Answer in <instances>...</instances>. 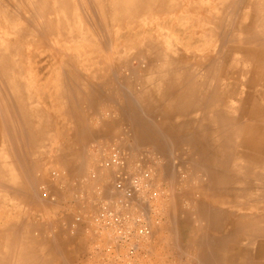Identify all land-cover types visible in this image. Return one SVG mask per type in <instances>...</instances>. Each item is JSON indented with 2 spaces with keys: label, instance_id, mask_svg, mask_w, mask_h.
Returning <instances> with one entry per match:
<instances>
[{
  "label": "rangeland",
  "instance_id": "rangeland-1",
  "mask_svg": "<svg viewBox=\"0 0 264 264\" xmlns=\"http://www.w3.org/2000/svg\"><path fill=\"white\" fill-rule=\"evenodd\" d=\"M2 1L3 0H0V3ZM7 1L8 2L5 3L6 6L7 4L10 6L8 5L6 9L13 16L12 23L9 25L6 22V19L3 16H0V40L1 42L4 41V43L5 41H9V43H11L10 51L9 49L7 50L9 51V59L15 60L18 58H23L25 68L27 67L26 69H28L33 75H37L35 66L39 65L45 67L47 64H50V68H43L44 70L41 71V75L46 77V79L49 77L50 81H53V79L54 81H57V77H50L51 73H49L52 71L53 73L57 71L59 72L57 59H55L56 57L54 58V54L57 52L52 54V51H63L64 43L67 42L60 41L58 39L60 36L57 34L51 35L48 33L41 22L38 23V21H36L35 24L34 22L32 23L31 19L29 18L31 17L29 15V9H27L26 6L27 3H24L26 7L24 10L21 8L23 7L22 5L19 6L20 2L17 0ZM215 1H217V3L225 2V0ZM242 2L243 0H234L233 5L238 3L240 4L238 6L242 7L243 9L244 7ZM200 3L208 8V10H211V12L218 11V8L214 6V2L212 0H206ZM191 6L192 1L186 2L184 8V13H186V15L189 13L191 14ZM241 10L233 9V13H231L233 19L232 23H234L235 16H238V14L241 15ZM20 13L24 19H17L18 14ZM112 14L115 15L114 12ZM214 14L217 15V13ZM63 16L65 15L63 14ZM26 18H28L29 21ZM110 19L111 18L102 20L101 24L96 21L97 28L100 27L102 32L96 35L97 42L96 44H92L91 49L101 46V42H103L105 46L110 45V48L106 47V54L111 51L112 44L119 33L116 34L115 32L117 31L116 26L118 25L116 24L118 22L114 21L115 17H112L114 20L111 19L112 22L114 21L115 23H112ZM127 22L134 23L132 18L128 19V21H120V23L123 24H127ZM66 23L68 24V20ZM19 25L20 27L25 26L28 31L33 29V32L38 34V36L34 39H32V37H29L28 39L25 38L22 43V45L25 43L24 51H33V56L31 58H28L27 54H25L26 56L22 57L21 51L19 50L18 42L22 39H19L18 35L14 31V29H16V27ZM75 25L76 26L74 28H78V23ZM208 26V24H201L200 28L203 30L204 27L206 28ZM78 30L79 29H77V31ZM103 33H107L110 37H112L110 38L112 40H105L104 36L106 37L108 35H104ZM120 34L122 35L123 33ZM126 35L128 37H119L116 39L117 41L119 40L116 48L118 50L116 51H124L129 53V51L131 52L134 49L139 48H142V51H144L145 45L143 44V41H141V45L138 44L136 46H132V39L130 37H133L134 33H126L122 36ZM168 37L166 38V40L169 41L167 44H172L170 39L171 36L169 35ZM69 44L71 46L73 45L71 42ZM90 45H79L73 47L72 49L68 47L69 49L67 48V52L70 53L78 51L79 54L83 53L81 59L84 62L81 61L78 64H75L80 74L85 75V77L88 79H93V82L90 80L88 81L95 85H101L102 82L104 83V87H96L93 85L91 87L82 88L83 91L93 92L96 94L97 92L102 93V97L94 100L96 95H94L92 98L93 94H90V96H87L86 100L81 102L83 106L84 101L86 102V109L91 108V103L93 101L98 103L95 106V111H90L91 109H87V115L89 114L90 116L96 117L89 120L91 127H101L106 120H114L117 118V116H120V112H123L125 115H127V103L125 102L126 95L124 92H126L128 89L117 87L114 88L112 85L114 82L126 80V74L129 75L132 73L128 70L123 71L126 70L123 68V70H113L110 72L100 71L99 73V71H97V73L96 71H93L92 66L96 65L97 63L99 64L101 62L100 59L106 60L103 61L105 63H111L113 60L111 57L101 55L102 51H100L99 56L96 55L97 59L92 58V54L95 55V51L92 52L90 50ZM171 47H173V49L175 48L173 45ZM39 53L41 56L38 55ZM125 58L129 59L131 57L129 56V58ZM85 63H87V66H83ZM88 63L92 64V66L89 67ZM134 65L135 64H132V66ZM144 73L145 72L143 70L142 72H138L137 75H134V79L140 81L139 79H143ZM64 74L66 73H62L60 77ZM62 79L63 77H61V80ZM207 79L212 80L213 78L208 77ZM213 81L214 80L211 82ZM219 88L220 87L217 88V91H221ZM57 89L59 88H56V90L55 88L42 90L50 92L53 90L58 91ZM155 90H159V88ZM138 91H143V88H137V92ZM230 95H232V93H230ZM165 96H167V94ZM214 97L218 100H221L222 98V100L225 99L224 96L220 97L219 94H216ZM158 100H160V96ZM60 102L61 104H57V99H55V103L52 102V104H49L52 108V111H55V114L59 119V124H62L68 121L64 119L63 114L66 105L64 104L63 100H60ZM158 102L162 101L160 100ZM168 102L169 99L168 101L163 102L165 103L163 105L166 106ZM41 103H44L43 107L47 108V99H41ZM229 105L230 113L239 117L241 115L240 109H243V106L246 107L245 105L242 106L241 104L237 105L233 103H229ZM72 106H74V104H72ZM77 106H80V103H78ZM257 108L259 112H261L259 107ZM164 110L169 111L170 113L173 111L167 108L163 109L162 111ZM249 110L250 109H246L245 112ZM237 112L239 115H237ZM40 117V127L37 128H41L40 130H42L40 135L41 144H39V146L41 145V158L38 161L39 167L35 172V178H37L36 182L38 186L41 185V189H43V187L44 191L46 189V194L57 190L59 193L58 199L62 198L56 210H53V207L49 206L47 199L42 196H40L38 201H36L39 208L34 206L36 207V211L33 212L32 215L35 219L34 226L35 229L39 228V235L41 236L39 241H36L37 243L34 244L35 247L36 244L40 246V253L45 256L42 259H47L49 262L51 261L52 263L50 264H193L197 238L199 237V234L205 231L206 234L211 235V230L207 231V215H210L209 211L214 207L212 202V187L210 184V177L208 176V171L206 169L210 163L202 156L199 158L197 154L194 153L191 145V139L193 137L190 136L189 138V136H182L173 138L153 136L151 137V140H149L147 137L140 134L132 135V131L127 126V122L121 121L120 123L118 122L120 125L118 127L119 130L117 133L115 132L111 135L104 136L102 139H100L101 137H97L93 140L91 139L92 141H88L86 149L83 152H77L71 156V158L76 161L74 166L67 167L65 165L68 164L69 158L64 157L63 153H60V155H55L54 146L57 145L56 140L58 137H56L55 141H51V137L46 131H44L48 123V120L44 119V112H42ZM12 118L14 119V117H11L13 125L14 121ZM160 119L161 117H159L157 123H155V126L153 127L164 126V120ZM242 119L243 122H247L248 119L246 114ZM247 123L252 126V122H250V120ZM258 123L261 124V128H264V125H262L264 123L263 119ZM62 130L63 126L57 127L58 136H62ZM15 131L13 130V134H15ZM261 133L264 134V132ZM249 134L250 132L247 134L248 137ZM97 140L101 141H99V143H94ZM175 141L178 142V144H175ZM114 145L127 153L125 166L117 167L115 165H111L109 167H102L101 162L107 156L109 149ZM261 150L264 154V146L261 147ZM200 154H202V152ZM7 166L9 168V176L14 177L13 174H19L21 171L17 166L15 167L16 169L12 168V164ZM26 170L27 168H24V171ZM120 170L124 172H132L141 179L138 189L135 190L133 197L130 199L123 198L121 193L114 189V182ZM53 172L56 173V175H54ZM145 173H147V176L144 175ZM25 180L22 178V182ZM27 180L30 182V179ZM263 181L260 184V187L264 192ZM19 183L20 187H18V189H21L22 183ZM28 185L30 186V183ZM244 186L243 187L245 190L251 188V185L246 184ZM1 190H3L2 186H0V191ZM263 197L262 203L264 204ZM55 200L56 197H53L50 201L52 202ZM200 203L202 204V208L206 206L203 212H199L197 209V206H200ZM103 205L117 211L121 216H125L126 214L130 213L131 220L128 222L124 221L123 224H128L132 228H135L139 223H145L149 226V234L142 236L132 233L130 236L118 237L117 232L113 231V226L117 225V227H119L121 222L118 224L111 223L106 226L107 224L104 221L96 220L101 206ZM31 212L32 211H30V214ZM261 213L264 214V211ZM7 218H11V220L14 219L13 216H9ZM3 219H6V217H3ZM260 220L261 225L264 227V216H262ZM54 222H56L57 225L61 227V231L58 233L54 232L53 227H51ZM67 222L70 224V228H66ZM160 222L161 224H159ZM30 230L24 231L23 233L30 232L31 234ZM263 233L260 238L263 240L264 244ZM34 234H37V231L34 232ZM54 235L57 236L56 243L54 242ZM20 237L21 236L18 235L17 239L15 240V245L17 247L20 248L23 244H25V246L32 244L31 242L25 241ZM55 244L57 246L56 248L54 247ZM254 247V245L249 247L247 252L249 257L254 256ZM52 254L55 257L56 263H53ZM207 261L211 262L209 259ZM261 262L264 264V259H262Z\"/></svg>",
  "mask_w": 264,
  "mask_h": 264
},
{
  "label": "bare ground",
  "instance_id": "bare-ground-1",
  "mask_svg": "<svg viewBox=\"0 0 264 264\" xmlns=\"http://www.w3.org/2000/svg\"><path fill=\"white\" fill-rule=\"evenodd\" d=\"M17 1L20 2L19 6L22 5L23 7L21 8L23 9L26 8L24 3H27L26 6H27V9H29V15L31 16L29 18L31 19L32 23L34 22L35 24L36 21H38V23L41 22V24L44 26V28L46 29L48 33H50L51 35L57 34L60 36V38H58L60 41L67 42V43H64L63 51H52V54L54 52H57L54 54V58L56 57L55 59H57V63H58L57 66L59 67V72L57 70H56L57 72H54V73L53 71L49 72L51 73L50 77L52 76L57 77V82H59L61 85L63 84L66 85L67 81L74 82V83H85V84L90 83V81L93 82V79H88L85 77V75L80 74V72L78 71V68L75 65L76 63L78 64L79 62L83 61L81 59L83 53H80L81 56L78 53V51L69 53L67 52V48L70 47V49H72L73 47L79 46V45L81 46L85 44L90 45L91 43L96 44L97 34L93 36V33H92L95 30V27L97 28L96 21H98V23L101 24L102 20L104 19L107 20L108 18L112 19V17L114 16L115 20L114 19L112 20H114L115 22H118L116 23L118 24L116 26V29L117 30L121 28L123 29L124 24L120 23V21H128V19L131 18L130 15L137 17V15H139L140 12H143V10H145V6L150 7L154 5V3H152L150 0H93V5L96 7L94 8L95 11L97 12L96 13L97 15H96L94 13H91L92 11H90L91 7L89 3L92 4L91 2L92 0H17ZM159 1L160 0H156L155 5L156 3H159ZM212 1L214 2V6L218 8L217 9L218 12L220 9L223 10L224 7H226L225 6L227 2L226 0L223 3H217V1L215 0H212ZM6 2L8 1L3 0L0 3V16H3L6 19V22L10 25L12 23L13 16L6 9V7H8L9 5L7 4L6 6L5 4ZM200 2H202V0L200 1L198 0V3ZM155 5L152 7V11H154ZM242 5L244 8L247 7V12L250 11L248 14H249V18L251 19V22L250 23L240 22L237 25L238 28L242 26L241 28L247 29V32H235L236 30H234L232 32V38L233 36H236V35L240 37L241 35L242 36L247 35V38H239L237 39V41H239L241 44L242 43L255 44L258 42L264 45V0H243ZM210 11L208 10V8H206L204 5L200 3L199 8L198 10L195 11V13H196V16H199L201 20H204L207 22L208 21L214 22L215 20H218L217 19L218 15H215L213 12L211 13ZM113 12L115 13V15L112 14ZM63 14L65 16H63ZM17 19L19 20L24 19L21 13L18 14ZM26 19L28 20V18ZM111 19L110 21L112 22ZM67 20H68V24L66 23ZM114 21L112 23H115ZM76 23H78L79 25L78 28L77 27L74 28L76 26L75 25ZM210 27L211 26H208L206 28L204 27L203 30H200L199 32L200 35H202L203 37H208L209 39V34L210 35L211 33L213 34V32L210 31L211 30ZM77 29L79 30L77 31ZM14 31L18 35V38L22 39L21 41L18 42V47H19V50L21 51L22 57L26 56L25 54H27V57L31 58L33 56V51H27V52L24 51L25 43L23 45L22 43L25 38L28 39L29 37H32V39H34L38 36V34L36 32H33V29H31V31H28V29L25 26L20 27V25L16 27ZM117 33L118 32H116V34ZM67 39H70V40H67ZM116 39L114 40L112 47H111V51L108 54H106V51H107L106 47L110 48V45L105 46L103 42H101V46L98 47L99 51H96L97 48L90 49L92 52L95 51V55L92 54V58L97 59L96 55L99 56L100 51H102L101 55L111 57L113 60L111 63H105L103 61H106V60L100 59L101 62L99 61L100 63L99 64L97 63V64L100 66V68H102L103 71L101 72H107V71L110 72L112 71V69L114 70L126 69L123 71L128 70V71H131L132 73L129 75L126 74L125 78L126 80H128L131 78H135L134 75H137L138 72H142L140 70L141 65L145 64L149 68L156 67L158 68L159 71L157 72L153 71L152 73H149L150 75L148 73H144L143 79H139V80L141 82H147V80H153L158 83L157 85L162 83L166 86H171V85L180 86L179 89H174L175 92L168 94L169 102L166 104V106L163 107V109L167 108L173 111L177 110L176 112H178V114L184 115L187 113V111H183L182 108L186 106V107H189V110L191 111V107L193 103L190 100L192 98H195L194 100L196 101V104L193 106L196 109L195 115L197 116L198 114L200 116V119H196V120L200 121L201 128L204 126V122L209 123V121L215 123L216 127H222L223 125L224 127H226V131L222 130L226 132L224 133V135L220 134V136L219 135L208 136L204 134L205 136L198 137V140H197V137L194 138V140L193 138L191 139V145H193V143L196 144V142L199 145H201L200 148H201L203 155H200V156L205 158L210 163L206 169L208 171L207 172L208 176L210 177V184L212 187V202L214 206L213 208H211L212 210L210 211L208 210L210 212L209 213L210 215H207V220H208L207 227L211 228V232H210L211 236L209 234H206L205 231H203L202 233L200 232L201 234H199V237L197 238L198 242L196 244L197 246L195 250V258H194L193 264H262L261 260L264 259V254H263L264 244H263V240L260 237L262 236L264 227L261 225L260 219L262 218V216H264V214L261 213L264 211V204L262 203V197L264 196V192L262 188L260 187V184L262 183L264 179V154L261 150V147L264 146V140H263L264 134L261 133V132H264V128H261L262 127L261 124L252 123V126H250L247 123L249 120L251 122L254 119H260L259 121L255 120L256 122L262 121L261 117H259L260 112L258 108L254 107L246 112L245 111L243 112L242 109H240V114L243 113L242 117L246 114L247 119H248L247 122H243L242 118L230 113V108H229L230 105L229 103H225L224 100H222L223 98L221 100L214 99V95H213L214 90L215 89L217 90L218 87H209L207 85V83H210L207 78L209 77L211 73L213 61L216 58L215 55H213L214 53L212 52L213 50L204 51L200 54L199 53L195 54L193 53V51H185V52L184 51H169L171 50V48L173 49V47H171L173 43L167 44L169 41L166 40L165 48H167V51H163L160 42L154 44V40L152 41V43L146 42L147 40L145 41L142 40L143 44L145 45L144 51H142L143 50L142 48L141 49L139 48V49H134L131 52L129 51V53H126L124 51L122 52L116 51L118 50L116 48H117V43L119 41V40L117 41ZM233 41H236V39H233ZM70 42L73 43L72 46L69 44ZM0 44H1L0 45V147H4L5 138L12 139L16 135V133L13 134L12 128L14 127L17 128V125H19L20 127L21 122H18V121L24 119L25 123L27 122L28 124H31V125L32 123L35 124V126L37 125L33 117L37 114L41 116L43 111H41V109L35 106V103L29 102L28 96L26 95H30L29 90L31 91L32 86L43 87V85H45L43 83L49 80V77L48 79H46V77L41 75L42 74L41 71L44 70L45 68L47 69L48 67L50 68V64H47L45 67L44 66L42 67L39 65L35 66L36 72H37V75L35 74L36 75L35 76L28 69H26L27 67L25 68V64L23 63V58L22 59L18 58L15 60L9 59V51L11 49V43H9V41H5L4 43V41L1 42L0 40ZM249 47L245 48L247 49L246 52L250 50ZM253 47H256V46H253ZM242 48L244 49V46L240 47L241 50H243ZM8 49L9 51H7ZM220 49L222 50V47ZM215 50L217 49H214V51ZM250 51L254 52L255 50L251 49ZM256 51H260V50H256ZM38 55L41 56L40 53ZM129 56L131 58H129ZM125 57H128L129 59H126ZM191 58H194V59H191ZM88 64H89V67L92 66V64L90 63ZM132 64H135V65L132 66ZM83 66H87V63H85V65ZM95 66L96 65H94V67ZM199 68H202V71H200L201 69L199 70ZM263 68H264V65H263ZM62 73H66V74L61 76L63 77V79L61 80L60 75ZM62 89L63 88H59L57 90L60 91ZM211 90H213V94L209 95L208 93ZM58 91H56L58 94L56 96L57 104H61L60 100H63L64 104L66 105V108L68 109L71 106V104L69 103L70 101L68 100L69 98L65 94L59 93ZM163 94L165 93H162V95ZM153 96L159 97V94L158 93L155 95L153 94ZM208 96H210L211 99L209 101V104H205V103H208V101H206L207 100L206 97ZM261 98H264V96H262ZM145 99L146 98H144V100ZM160 100H158V98L156 99L157 102ZM11 102H15V103L12 105ZM144 104L146 105V102ZM208 105H209V109H208ZM203 107L205 108V110L203 109ZM11 111L14 112V119H13L14 123L17 122L14 125V127L12 125V120H11V113L13 114V112ZM197 111H200V112H197ZM63 113H66V112L64 111ZM169 113L170 112L166 110L162 111V114L165 116ZM16 114L17 116H15ZM237 115H239V113ZM67 119H68V116H67ZM153 121H155V119ZM263 122H264V118H263ZM6 125L8 126L6 127ZM262 125H264V123ZM197 126L199 127V125ZM25 127L30 128L31 126H25ZM32 127L30 128L31 130H29L28 132L34 131V127L33 128ZM172 127H174V125H172ZM172 127L170 126V130ZM177 127H179V129L182 127L186 128L187 125H182L181 123V126H177ZM183 130L180 129L181 132ZM217 130L218 128H215L216 132H218ZM41 131L42 130H40V135H41ZM222 131L221 133H223ZM248 132H250L249 137L247 136ZM9 164H12V163H9L6 161L2 162L0 160V186H2V189H3L4 187H6V184L7 186L8 184H10L9 182H14L13 183L14 186L16 187V189H18L20 185L19 186L16 185V184H19V182L15 183L16 179H13L15 178V176L13 177V176L8 175L9 168L7 165ZM16 166L17 164H15V166L13 167L15 168ZM246 184L251 185L250 189L248 190L246 189L247 191L244 188V187H247V186H244ZM12 199H13V196H12ZM0 200H1V194H0ZM16 203L17 202H15L14 204ZM201 206H202L201 203H200V206H197V209L199 212H203L204 208L206 207L205 206L204 208H202ZM14 222L15 221L1 223L0 221V264H50L52 263L51 261L49 262V260L47 259H42L45 256H43L40 253L41 250L39 248L40 247L39 245L36 244V247H35L34 243H37L36 242L37 240L35 236L33 237V235L30 234V232L23 233L22 239L25 241L31 242L32 243L31 245L25 246V244H23L20 248L15 245V242H16L15 240L17 239L18 235L15 232L16 228L14 227V224L16 223ZM159 224H161V222ZM253 245L255 246L254 252H253L254 256L249 257L247 252H248L249 247ZM52 257H53L52 259L53 263H56L55 262L56 260L53 254H52ZM208 259L211 260V262H208L207 261Z\"/></svg>",
  "mask_w": 264,
  "mask_h": 264
},
{
  "label": "crops",
  "instance_id": "crops-1",
  "mask_svg": "<svg viewBox=\"0 0 264 264\" xmlns=\"http://www.w3.org/2000/svg\"><path fill=\"white\" fill-rule=\"evenodd\" d=\"M150 1L154 3L155 5L156 0H150ZM189 1H192L191 7H192L193 12L191 11L192 12L191 14L185 15L184 13L185 4L186 2H189ZM204 1L206 0H202V2ZM226 1H227L225 5L226 7H224L223 10L220 9L221 11L219 10V12L218 11L213 12V13H217L218 20H215L214 22L213 21L207 22V21L201 20L199 16H196L195 11L198 10L199 4H200L198 3V0H160L159 3H156L154 11H152V7L154 5L150 7L145 6L144 12H140V14L137 15V17L130 15L134 23L127 22V24H124L123 29L121 28L115 31L119 33L117 36V39L119 37H128L127 35L122 36L126 33H134V36L130 37L132 39V44H133L132 46H136L140 44L142 40L143 41L147 40L146 42H151V43L154 40V44L160 42L163 51H167V48H165L166 38L170 35L171 42L173 43L172 45L175 46V48L172 49L171 51H184V52L193 51V53L195 54L197 53L200 54L203 51L213 50L214 52L213 55H215L216 58L213 61L211 74L209 75V78L210 77L213 78L212 80L214 81L211 82L212 81L211 79L208 80L210 83H207V85L209 87H220L219 89H221V91L214 90V96H216V94H219L221 97L224 96L225 103L241 104L242 106L245 105L246 107L243 106V109H242L243 112L246 109L259 107V109L261 110L259 117L263 119L264 118L263 117L264 98H261V97L264 96V68H263L264 45L258 42L255 44H250V43L241 44L239 41H237V39L239 38H247V35H243V36L241 35V37L236 35V36H233L232 38V32L234 30H236L235 32H247V29H242L241 28L242 26L238 28L237 25L240 22L242 23L251 22V19L249 18V14H248L250 11L247 12V7L242 9V7H239L238 4L233 5L234 3L233 0H226ZM91 2L92 4L90 3V7H91L90 11H92L91 13L96 14L97 12H95V9H94L96 7L93 5V0ZM233 9L235 10L242 9L241 15L238 14V16H235L234 23H232L233 19H232V14H231L233 13ZM188 16L189 18L190 17L191 18L189 19ZM201 24H208L209 26H211L210 31H212L213 34L212 33L211 35L209 34V39L208 37H203L202 35H200L199 32L201 30L200 29ZM98 32H102V31L100 28H98L97 30V28L95 27V30L92 32L93 36L96 34H99ZM120 33H123V34L121 35ZM103 34L108 35L107 33H103ZM104 39L108 41L111 40L109 35L106 37L104 36ZM233 39H236V41H233ZM240 45L244 46V49L242 48L244 51L240 49L241 47ZM253 46H256V47H253ZM91 47H92V43L90 45V49ZM221 47H222V50L220 49ZM246 47H249L250 50L252 49L255 51L253 52V51L248 50V52H246L247 51V49H245ZM214 49H217V50L214 51ZM256 50H260V51H256ZM96 51H99L98 47ZM191 59H194V58H191ZM141 67L143 69H141ZM141 67H140V70L141 71L143 70L145 73H148V74L152 73L153 71L154 72L159 71L158 68L156 67L149 68L145 64L142 65ZM92 70L96 72L103 71L102 68H100L98 64H96L95 67L92 66ZM113 70L114 69H112V71ZM199 70L202 71V68H199ZM67 82H66V85L65 84L61 85L57 81L50 82V80H48L47 82L43 83L45 84L43 85V87L32 86L31 91L29 90L30 95H26L28 96L29 102L35 103V106H37L39 109H41V111L44 112V119L48 120V123L46 125L47 127H45L44 131H46L48 135L51 137V141H55L56 137H58V139L56 140L57 145L54 146L55 155H60V153H63L64 157L69 158L68 164L65 165L67 167L74 166L76 161L73 160L71 156L76 154L77 152L78 153L83 152L86 149L88 141H92L93 139L97 137H101L100 139H102V137L104 136H108L109 134L111 135L112 133H115V132L117 133V131L119 130L118 128L120 125L119 123L121 121L127 122V126L132 131L131 132L132 135L140 134V135L147 137L149 140H151V137L153 136L173 137V138L175 137L178 138L182 136L184 137L192 136L193 140L196 137L198 140V137L200 136H205V135H208V136L219 135L220 136V134L224 135V133H226L224 132L226 131V127H224V125L222 127H216L215 123L210 122V121L209 123L204 122V126H203L204 128L203 127L201 128L200 121L196 120V119H200V116L198 114L197 116L195 115L196 109L193 106L196 104V101L194 100L195 98H192L190 100L193 103L191 107V111L189 110V107L184 106V108H182L183 111H187V113L184 115L178 114V112H176L177 110L172 111L166 116L162 114V110L164 106L163 104H165L163 102L168 101L169 99L168 94L175 92L174 89H179L180 88L179 85L166 86L162 83L157 85L158 83L153 80H147V82H141V81L135 80L134 78L128 79V80L117 81L112 85L114 88L117 87V88H127L128 89L126 90V92H124L126 95L125 102L127 103V115H125L123 112H120L121 113L120 116H117V118L114 120H111V119L106 120L101 127H96V126L91 127V125L89 124V120L93 119L95 116H90L89 114L87 115V109H88V108L86 109L87 104L84 101L83 103L84 106H83L81 102L83 100H86L87 96H90V94H93L92 98L94 97V95H96L94 97V100L99 99L102 97V93L97 92L96 94L93 92L82 90V88H87V87H91L95 85L92 82H90L92 84L74 83L70 81H67ZM103 85L104 83L102 82L101 85L97 84L95 86L104 87ZM47 88L48 89L63 88L62 90L58 92L65 94L69 98L68 100L70 101L69 103L71 104V107H69L67 111L65 108L66 113H63L64 119L66 118L68 122L59 124V121H58L59 119L57 118L55 111H52V108L50 107V104L52 102L55 103L54 99H56V96L58 94L55 90L50 91V92L42 90V89H47ZM137 88H143V91L137 92ZM158 88L159 90H155ZM157 93L159 94L162 102H157L156 101L157 97L153 96V94L155 95ZM162 93H165V95L167 94V96L162 95ZM230 93H232V95H230ZM208 94L212 95L213 90H211ZM144 98L146 99L144 100ZM41 99H47L48 101L47 108H44L42 106L43 104H41ZM206 99L208 103H205V101L204 103L209 104L211 97L208 96L206 97ZM145 102H146V105L144 104ZM14 103L15 102H11L12 105ZM78 103H80V106H77ZM72 104H74V106H72ZM97 104L98 103L96 101H93L91 103V108H89L91 109L90 111H95L96 109L95 106ZM203 109L205 110L204 107ZM208 109H209V105H208ZM197 112H200V111H197ZM242 115L243 113L240 115V118L242 117ZM15 116H17V114ZM67 116H68V119H67ZM11 117H14V114H12ZM159 117H161V119L164 120V126L167 128H165L164 126L163 127H160V126L153 127V125L155 126V123H157ZM242 118H244V116ZM33 119L35 123H37L38 125L35 126V124L33 123L32 125L28 124L27 122L25 123L24 119L18 121V122H21L20 127L17 125V128H12L14 131L16 130L15 131L16 135L14 136V138L12 139L5 138L4 147H0V160L2 162L6 161L9 163H12L13 166L17 164V167H19L20 168L19 170L21 171L19 172V174H16V175L13 174L15 176V178L13 179H16L15 183H18V182L22 183L21 189H16V187L13 184L14 182H9L10 184H8V186L6 184V187H4L3 190H1L0 221L1 223L15 221L14 222L16 223L14 224V227L16 228V229L14 228L15 232L19 236H21V238H22L23 232L29 231L31 228L30 230L31 235H33V237L35 236L36 240L39 241L40 239L39 228L35 229V226H34L35 219L32 216L33 212L36 211V207L39 208L38 203L36 201H38L40 196H42L47 199L49 206L53 207V210H56L62 198L58 199L59 193L57 190H54V192L46 194L45 192L46 189L45 191H44V187L43 189H41V185L38 186L36 182L37 178H35L36 176L35 172L37 171V168L39 167L38 161L41 158V153H40L41 145L39 146V144H41L40 143L41 142L40 141L41 140L40 128H36V127L37 126L40 127L41 117L39 116V114H37L33 117ZM154 119L155 121H153ZM255 120L259 121L260 119H254L251 122L254 124H259ZM16 123H14L13 125H15ZM181 123L182 125H187L186 128H183V127L180 128L181 130L184 129L182 132L180 131L179 127H177V126H181ZM168 125H170L171 127L172 125H174V127H172L170 130V126ZM197 125H199V127ZM7 126L8 125H6V127ZM25 126H31V127L35 126L34 131L28 132L29 130H31L30 129L31 127L27 128ZM62 126H63V130L61 133L62 136H58L57 127H62ZM215 128H218L217 130L218 132L215 131ZM221 131L223 133H221ZM99 141L101 140H97L94 143H99ZM174 143L178 144V142L176 141ZM196 144L193 143L192 145L193 149L195 150L193 151L195 154L198 153L197 154L198 157H201L200 155H203V154H200L202 152L200 148L201 145H199L197 142ZM24 168H27V170L24 171ZM22 178L23 180L25 179L26 180L22 182ZM27 179H30V182H28ZM29 183H30V186L28 185ZM19 184H16V185L19 186ZM12 196H13V199H12ZM53 197H56V200L51 202L50 200H52ZM15 202L17 203L14 204ZM17 205H19L20 207ZM29 210L32 211L31 214ZM4 212L5 213L7 212V213L5 214ZM9 216H13L14 219L11 220L12 217L7 218ZM3 217H6V219L4 220ZM51 227H53L54 232L58 233L59 231H61V227L57 225L56 222H54V224ZM66 228H70V224L68 222H67ZM210 230L211 228L208 227L207 231H210ZM36 231H37V234H34V232ZM56 239H57V236L54 235L55 243H56ZM54 247L55 248L57 247L56 244L54 245Z\"/></svg>",
  "mask_w": 264,
  "mask_h": 264
},
{
  "label": "built area",
  "instance_id": "built-area-1",
  "mask_svg": "<svg viewBox=\"0 0 264 264\" xmlns=\"http://www.w3.org/2000/svg\"><path fill=\"white\" fill-rule=\"evenodd\" d=\"M127 159V153L120 149L117 146H112L107 156L104 158V160L101 162L102 167H109L111 165H115L117 167H123L126 164ZM54 175L56 173L53 172ZM147 176V173L144 174ZM140 178L137 177L132 172H124L120 170V172L116 176V180L114 182V189L119 191L121 195L124 198L130 199L133 197V194L136 189L139 187ZM131 214H126L125 216H121L117 211L110 209L109 207L103 205L101 206L100 212L96 217V220L98 221H104L108 226L109 224H115L121 222V225L119 227L113 226V231L118 233V237H126L130 236L132 233L138 234V235H148L150 230L148 228V225L145 223H139L137 227L132 228L128 224H123L125 221L131 220Z\"/></svg>",
  "mask_w": 264,
  "mask_h": 264
}]
</instances>
